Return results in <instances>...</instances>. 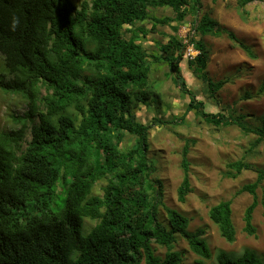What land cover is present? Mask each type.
<instances>
[{"label":"trees","instance_id":"obj_1","mask_svg":"<svg viewBox=\"0 0 264 264\" xmlns=\"http://www.w3.org/2000/svg\"><path fill=\"white\" fill-rule=\"evenodd\" d=\"M255 1L261 0H236L237 8L246 14L245 6ZM163 8L172 16L154 15ZM200 8V0H0V90L25 100L22 112L12 114L9 127L0 130V264H181L182 254L172 249L178 239L186 241L199 263L212 258L203 230L190 232L189 218L163 203V184L147 144L148 130L161 121L145 122L133 114L138 105L160 103L151 74L164 67L185 104L179 120L194 113L210 126L236 124L250 131L241 115L203 111L181 72L186 46L181 38L167 34L153 50L137 38L158 25L195 17ZM192 29L188 41L199 54L187 65L214 94L226 81L207 76L202 37L224 33L233 46L254 55L210 12L195 18ZM262 122L264 127V116ZM127 135L132 144L122 148ZM188 152L186 144L179 202L191 191ZM227 169L225 175L233 179L245 170L257 175L240 189L253 197L243 230L254 235L255 193L264 169L244 159ZM59 193L65 194L63 204L53 208ZM260 205L264 217V194ZM208 217L225 241H234L231 201L211 207ZM85 219L95 221L86 232ZM153 244L166 249L163 257ZM214 259L217 264H263L248 249L239 256L219 251Z\"/></svg>","mask_w":264,"mask_h":264},{"label":"rangeland","instance_id":"obj_2","mask_svg":"<svg viewBox=\"0 0 264 264\" xmlns=\"http://www.w3.org/2000/svg\"><path fill=\"white\" fill-rule=\"evenodd\" d=\"M83 1L89 0H72L74 3ZM200 2L201 8L195 17L187 15L181 23L158 25L153 32L137 38L152 50L156 49V42L169 38L167 34L187 41L189 36L194 35L192 26L195 18H200L206 11L210 12L219 27L232 31L249 46L254 57L233 46L224 33L218 36L207 35L201 38L208 52L205 71L212 82L226 81L224 86L218 92L211 93L206 85L207 81L204 82L188 67L185 56H182L180 63L182 75L187 88L196 94L198 101L203 102L204 112H221L232 118L241 115L246 129L250 131H245L236 124L210 126L194 113L186 115L185 122L179 120L183 116L185 104L181 102L180 91L171 80L169 70L164 67L155 69L151 74V79L155 80L153 91L159 94L160 103L152 102L147 107L138 105L133 114L143 118L145 122H150L152 117L161 121L155 122L148 130L147 144L148 155L156 160L157 176L163 184V203L189 218L190 232L203 230L202 238L212 254L211 259L199 263L200 258L188 249L186 241L178 239L172 249L182 254L181 264H217L214 257L219 251L239 256L247 249L253 251L264 264V217L260 205L264 194V180L256 189L258 204L252 215L255 234L250 236L243 230V218L253 197L240 189L244 184L253 183L257 175L254 171L247 170L235 179L225 175L228 171L227 164L240 159L264 169V136L260 132L264 130V92H261L264 84V0L245 6L246 14L237 8L236 0ZM154 15L168 17L172 16V12L168 8L156 9ZM146 27H150V24H146ZM2 62L0 57V66H4ZM40 92L44 94L43 89ZM154 99L157 100L158 97L155 96ZM24 102L22 95L3 93L0 90V130L9 127L12 114L22 112ZM258 138L262 140L254 146ZM131 144L132 137L127 135L121 147H129ZM186 144L189 147L187 159L191 191L184 202H179L177 188L183 179L181 150ZM99 189L100 185H96L94 191L99 192ZM63 198L65 194L59 193L52 207L62 205ZM222 201H231V218L236 231L233 242L225 241L208 217L209 209ZM160 218L166 219L162 207ZM94 224L95 221L85 219L84 231H88ZM153 247L155 254L164 256V247L156 244Z\"/></svg>","mask_w":264,"mask_h":264},{"label":"clouds","instance_id":"obj_3","mask_svg":"<svg viewBox=\"0 0 264 264\" xmlns=\"http://www.w3.org/2000/svg\"><path fill=\"white\" fill-rule=\"evenodd\" d=\"M182 40H183V42L185 43V48H184V50H183V56H185V58H186V60L188 61V60H190V59H193L194 57H196L198 54H199V51L197 50V49H195L194 48V46H193V44L192 43H189V41H188V39H187V41H185V39L184 38H181ZM192 47L193 48V50H194V56H193V58H188L187 57V55H186V50H187V47ZM182 60H183V58H182Z\"/></svg>","mask_w":264,"mask_h":264},{"label":"built area","instance_id":"obj_4","mask_svg":"<svg viewBox=\"0 0 264 264\" xmlns=\"http://www.w3.org/2000/svg\"><path fill=\"white\" fill-rule=\"evenodd\" d=\"M186 55H187L188 58H193V56H194L195 54H194V50H193L192 47H189V46L187 47Z\"/></svg>","mask_w":264,"mask_h":264}]
</instances>
